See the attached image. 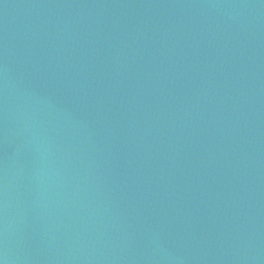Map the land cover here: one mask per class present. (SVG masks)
I'll list each match as a JSON object with an SVG mask.
<instances>
[{
  "label": "water",
  "instance_id": "95a60500",
  "mask_svg": "<svg viewBox=\"0 0 264 264\" xmlns=\"http://www.w3.org/2000/svg\"><path fill=\"white\" fill-rule=\"evenodd\" d=\"M0 264H264V0H0Z\"/></svg>",
  "mask_w": 264,
  "mask_h": 264
}]
</instances>
